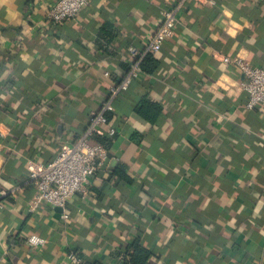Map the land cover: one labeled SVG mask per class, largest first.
Returning a JSON list of instances; mask_svg holds the SVG:
<instances>
[{
	"label": "crops",
	"instance_id": "crops-1",
	"mask_svg": "<svg viewBox=\"0 0 264 264\" xmlns=\"http://www.w3.org/2000/svg\"><path fill=\"white\" fill-rule=\"evenodd\" d=\"M57 1L0 0V60L17 81L0 87V264H73L75 250L81 264H125L119 252L138 237L149 264H264V105L245 108L244 76L222 61L264 67V0L187 2L158 69L116 98L115 136L97 134L112 145L87 193L32 213V164L85 131L129 46L142 48L176 3L91 0L54 29ZM142 99L163 107L154 124L135 111ZM122 165L131 182L113 176Z\"/></svg>",
	"mask_w": 264,
	"mask_h": 264
},
{
	"label": "built area",
	"instance_id": "built-area-1",
	"mask_svg": "<svg viewBox=\"0 0 264 264\" xmlns=\"http://www.w3.org/2000/svg\"><path fill=\"white\" fill-rule=\"evenodd\" d=\"M91 0H58L48 9L47 19L54 25L75 19ZM190 0H176V3L163 10V20L155 33L142 48L132 46L128 49V69L123 79L110 88L109 96L101 108L93 113L85 131L71 144L65 145L49 163L32 164L31 180L37 188L36 197L30 203V212L43 203L64 209L68 201L77 194L88 191L91 179L99 168L109 160L108 151L94 137L107 131L115 136L116 129L109 126L108 114L114 111L113 103L121 92L128 90L131 83L141 74V63L149 54H158L171 37L179 23V14ZM224 63L236 66L244 76L240 87L248 95L245 108L254 109L264 105V67H256L239 57L223 56ZM34 247L45 243L44 239L34 235L29 239ZM73 264H81L74 253L68 255Z\"/></svg>",
	"mask_w": 264,
	"mask_h": 264
},
{
	"label": "trees",
	"instance_id": "trees-1",
	"mask_svg": "<svg viewBox=\"0 0 264 264\" xmlns=\"http://www.w3.org/2000/svg\"><path fill=\"white\" fill-rule=\"evenodd\" d=\"M50 25L52 26L51 28H54V29L57 28V25H54L52 23ZM132 46L133 45L129 46V48ZM10 62L11 61L9 57H6L5 59L3 58V60H0V87L2 88L4 87L6 88L10 85L17 83L16 79L9 78L10 72L8 69H9ZM158 67H159V60L156 58V54H149L143 59L141 63V72L152 75L158 69ZM30 95L28 96L29 102L27 103H30V102L34 103L35 99H31ZM26 105H28L27 107H30L32 104L30 103ZM113 106H114V103H113ZM135 111L140 117L147 120L150 124H154L155 122H157L158 117L163 112V107L160 104L151 103L147 100L142 99L139 102V104L136 106ZM109 116L110 115L108 114V118ZM93 140L96 143L97 142L100 143L107 151L112 145V139L111 138L108 139V137L106 136L101 137V136L96 135ZM113 176L116 177L117 179L126 180L128 182H131V178L128 175L126 168L123 165L117 167L114 170ZM70 253L78 254L77 250L71 251ZM119 254L122 257V259H124L125 264H149L151 259L153 258L152 252L148 249V247L143 243V241L139 237L134 239L130 243H128L122 249V252H119ZM82 264H96V263H90V262L84 261L82 262Z\"/></svg>",
	"mask_w": 264,
	"mask_h": 264
}]
</instances>
